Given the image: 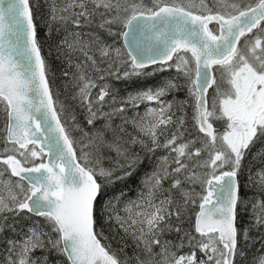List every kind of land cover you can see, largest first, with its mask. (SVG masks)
Masks as SVG:
<instances>
[{"label":"snow or ice","instance_id":"1","mask_svg":"<svg viewBox=\"0 0 264 264\" xmlns=\"http://www.w3.org/2000/svg\"><path fill=\"white\" fill-rule=\"evenodd\" d=\"M97 17L99 28L122 38V47L104 44L92 34L85 39L77 31ZM47 23L50 31L53 24L64 27L66 34L57 48L67 50L70 63L74 51L84 57L72 75L78 88L75 98L86 107L89 125L101 117L110 121L129 105L157 106L131 120L121 117L136 135L128 133L125 139L120 135L126 132L123 125L117 129L106 122L88 143L78 146L72 132L79 125L69 124L50 84L32 0H0V112L5 114L0 137L5 145L0 149V232L11 226L4 223L6 213L43 217L50 229L34 225L23 239L8 240L7 264H48L47 256L33 257L37 250L63 256L67 264H235L243 254L238 244L246 236L237 227L238 212L245 206L238 174L250 147L264 141V0H65L61 5L51 0ZM69 24L74 26L71 31ZM94 51L106 58L103 71L117 80L151 75L145 70L152 65H160L156 71L174 68L186 81L202 137L185 141L180 132L183 118H178L177 131L161 142L175 115L173 102L163 97L181 88L178 79L139 90L122 106L102 112L105 104H116L117 99L108 83L92 95L96 81L88 68L101 71L90 54ZM123 65L127 68L121 74ZM176 103L182 106L186 101ZM215 121H223V131L214 127ZM109 131L111 140L106 139ZM100 146L115 151L123 162L114 168L93 167L90 156ZM136 146L144 153L165 148L175 155L162 158L144 181L146 191L124 205L122 216L116 207L120 196L108 197L107 189L130 177L143 162ZM258 175L257 182L264 187V173ZM184 184H199L202 191L196 193ZM163 192L168 195L161 199ZM196 198L199 211L193 229L173 225L171 218L179 221ZM253 213L255 225H264V201L253 205ZM101 218L114 220L135 241L139 251L132 258L121 260L101 242L103 233L97 228ZM170 231L181 234L178 242L163 239ZM185 245L189 252L178 254ZM259 264H264V256Z\"/></svg>","mask_w":264,"mask_h":264},{"label":"trees","instance_id":"2","mask_svg":"<svg viewBox=\"0 0 264 264\" xmlns=\"http://www.w3.org/2000/svg\"><path fill=\"white\" fill-rule=\"evenodd\" d=\"M55 2L57 5H61L65 1L55 0ZM32 3L34 5V15L39 25L42 54L45 56L48 63L50 84L53 88L54 93L57 95L59 102L62 103L65 107L64 115L69 117V124L71 125L75 123L79 125V128L73 130L72 132V135L77 140L78 146L80 145V139L82 142L86 141L88 143V140L92 137V134L95 132V130L103 128L105 123L108 121L99 118L96 119L92 125H89L87 123L88 113L86 107L80 104L78 98H75L78 91L76 90L77 87L72 74L76 72L75 65L82 64L84 61V57L80 52L74 51L71 53L70 63L69 58L66 55L67 50L64 47H61L59 49L57 48V44L63 39L66 31L63 26H57L55 24H53L51 31L48 28L47 22L51 0H32ZM145 3H150V0H145ZM98 23L99 17L96 18V22L92 25L84 26L82 29H77V31H81L82 34H84L85 39H88L87 34L97 36L102 43L107 45H113L115 43V39L120 40V38L111 36L106 30L99 28ZM73 27L74 26L69 24L67 26V30L71 31ZM115 30H117V28L113 26V31ZM244 39H247V37H245ZM244 39H242L241 43L244 42ZM122 46L123 44H120V47ZM97 64L101 71H95L89 67L88 74L92 77V79L96 81V85L98 84L100 80L99 77L101 75H104L105 81L108 84H116V90L118 91L121 99H125L128 95L134 94L135 92L147 87H154L156 85L163 84V82L166 80L180 78L168 72L165 74H161L158 72L154 73V70L160 67L157 66L153 67V69L149 68L145 70L152 72L151 75L133 76L130 78L122 77L121 79L117 80L115 79V77L109 76L106 72L103 71L107 69L108 65L105 66L98 60ZM66 71L69 73L68 76L64 75ZM120 73L122 74V70H120ZM215 73H218L216 71V68H214V75ZM178 82L182 87V79H178ZM95 96L96 95H93V97ZM172 96H174L171 100L173 102V110L176 111V108L178 106L176 102H180V99L182 97L181 88L179 90L173 91ZM71 117H75V120H71ZM110 124L112 128H119V126L116 124H113L111 122ZM4 127L5 114L3 112H0V137H2L4 134L2 131ZM80 129H83V132H87L89 135L87 137L84 136L83 132H81ZM128 133L131 132L126 129V132L120 133V135L127 139ZM106 139H112L111 131L107 133ZM4 146V143L0 142V149H3ZM134 150L140 152L139 146H136ZM77 155L79 156V152L77 153ZM101 155L102 157H100V167L103 168H114L117 166L118 162H123L121 158L117 157L115 151H112L107 147L102 148ZM140 155L143 162L135 168V171H133L132 175L123 181H117L114 185L109 186L107 189L108 197H111L114 194L120 196V202L116 205L120 215L122 214V205L124 203L130 200H139L140 194L146 191L144 187V181L147 176H149L155 169L156 160L153 156L154 153L140 152ZM90 162L92 163L93 167L98 168V165H96V156H94V158L91 159ZM263 164L264 141L258 142L254 146H251L250 150L242 161V166L238 174V180L240 183V196L242 197L244 202L247 201V199L252 200L253 202L258 199L259 201H264V187L257 184L254 180H252L253 185L250 189L247 186L248 174L252 175L254 172L260 170ZM167 195L168 192H163L160 194L159 198L162 199ZM198 211L193 213L190 218L187 217L185 219H182L180 217L179 221H177L175 217H172L170 222L173 225L178 224L179 227L183 230L191 231L195 222L194 217ZM25 216L27 217V219L35 223L33 224V226L35 225L43 227L45 231H50L48 226L44 223L43 217H34L30 214ZM254 221V214L248 215L244 207L239 210L237 216V227L242 232H246V236L240 239V242L238 244V248L242 251L243 254L236 257L235 264H255L258 254L263 249L264 225L256 226ZM97 228L103 233V236L100 237L101 242L103 244L109 245L111 250L114 251L121 260L132 258L134 254L139 251L135 247V241L131 238V236L126 235L114 220L105 221L103 218H101L97 224ZM180 235L181 234H178L175 231H170L167 232L164 236L166 237V240L178 242V238ZM45 255L47 256V254ZM59 258L62 261V263L60 264H67L65 257L59 255Z\"/></svg>","mask_w":264,"mask_h":264},{"label":"rangeland","instance_id":"3","mask_svg":"<svg viewBox=\"0 0 264 264\" xmlns=\"http://www.w3.org/2000/svg\"><path fill=\"white\" fill-rule=\"evenodd\" d=\"M65 1V0H63ZM118 30V29H117ZM115 30V31H117ZM120 44L122 43V39L120 38V40L115 39V43L112 45L114 47H120ZM243 44V43H241ZM93 54L96 58V60L100 61L102 64H104L105 66H107V62H106V58H104L102 60V58L100 57L99 52H93L90 53ZM125 68H127V65H123L120 67V70L123 71L125 70ZM153 69V68H152ZM161 73V74H165V73H171L173 75H176L177 77H180L178 79H182L183 84L181 87V91H182V97L180 99V101H186V103H184L182 106L178 105L177 106V110L174 111L173 108L171 109V111L173 113H175V115L173 116V124H170L168 126V131L165 132L164 136H161V142L164 141V139L171 135L173 132H176V122L178 121V118H183V126L180 128V132L183 133V139L185 141L190 140V139H195L197 137H202V134L198 132L196 126H195V121L193 120V115H194V111H193V103H192V98L188 95L187 92V88L184 86L186 84L185 79L183 78V76H178L176 70L174 68H165L164 71H156V69L154 70V73ZM215 76L218 78L219 77V73H215ZM107 83L105 81V78L103 80H99L98 84L96 85V87L94 89H92V95H97L100 89V86ZM113 88H114V95L116 96L117 99V103L116 104H105L103 109L101 110L102 112H111L114 108L122 106V101L126 100L127 97L125 99H121L120 95L118 94V91L116 90V84H110ZM78 91V88L76 89ZM172 93H169L168 95H166L165 97H163V99L165 101H169L172 102L171 100L173 99L172 97ZM213 96V89L211 91V94L209 96V101H211V98ZM111 99V97H106L105 100L109 101ZM157 105L153 104V103H149V102H145V103H141L137 108H132L130 105L126 106V110L124 113H118V114H114L111 117V120L108 121L106 117H101V119H105V121L111 122L113 124H116L118 126L124 125V128L129 130L131 132L132 135H135L136 131L135 129L132 127L131 123L129 124H124L123 120L121 117H126L127 119L131 120L133 117H136L137 114L139 115H144V113L147 111V109L149 107H156ZM222 124L223 121H215L214 125L215 127L219 130V131H223L222 128ZM180 141H178L179 143ZM87 143L86 141L82 142L81 139L79 140V144H84ZM199 146V141L197 142V145ZM102 148H104L103 146H100L98 149H96L95 151H93L92 155L90 156V160L94 158V156H96V161L98 160L99 163L96 162V165H98V168L100 167V163H101V159L100 157H102L101 155V151ZM85 151H89L88 148H85ZM171 155H175V154H171ZM171 155H169V151L168 149L165 148H158L155 153H154V157L156 160V166L161 162L162 158L165 156H168L169 159H171ZM107 156V155H106ZM108 157V156H107ZM155 166V168H156ZM198 171H205L203 169H198ZM259 173H264V164L262 166V168L256 172H254L252 175L248 174V179H247V186L250 189L253 185L252 180H254L257 184H259L257 181L259 179ZM251 177V179H250ZM15 179V178H13ZM260 185V184H259ZM164 186L166 188H168L170 186V180L169 181H165L164 182ZM183 187L192 189H195L196 193H200L202 191L201 186L199 184L196 185H190V184H184ZM173 197L176 200H179V194L173 190L172 193ZM133 201V200H130ZM259 199L256 201H252V200H248L245 201V210L248 213V215L254 214L253 213V205L258 203ZM127 203V202H126ZM124 203L122 205V216L124 215V205L126 204ZM199 199L196 198V203L192 204L189 203L187 206V210L182 214L181 218L185 219L187 217H191L193 213H195L196 211H198L199 207ZM258 211V210H257ZM5 215H7L8 219L6 221H4V223L6 225H11L6 226L4 228V230L2 232H0V264H7V261L9 259V252H8V240H21L24 238L25 233H27L28 229H30L31 227H33V224H35L33 221L27 219V217L25 215L21 216H13L12 213H6ZM195 218V217H194ZM163 239H166V237L164 236ZM189 252V248L187 245H185L184 248H181L178 250V254H187ZM44 253V254H43ZM47 254V261L48 264H60L62 263L61 259L59 258V255L55 254L54 252H44L41 250H37L35 252L32 253L33 257L36 258H43L45 257ZM198 256H202V253H200L199 251L197 252ZM264 256V246L263 249L261 250V252L258 254L257 259L255 264H259V259L260 257Z\"/></svg>","mask_w":264,"mask_h":264},{"label":"bare ground","instance_id":"4","mask_svg":"<svg viewBox=\"0 0 264 264\" xmlns=\"http://www.w3.org/2000/svg\"><path fill=\"white\" fill-rule=\"evenodd\" d=\"M242 39H244V38H242ZM241 41H242V40H241ZM174 59H175V58H174ZM157 66H160V65H155L154 67H157ZM213 73H214V69H213ZM213 87H214V85H213ZM213 87L209 89L208 97H209L210 92H211V90L213 89ZM202 135H203V134H202ZM30 215H31V214H30ZM32 216H34V215H32ZM34 217H37V216H34Z\"/></svg>","mask_w":264,"mask_h":264},{"label":"water","instance_id":"5","mask_svg":"<svg viewBox=\"0 0 264 264\" xmlns=\"http://www.w3.org/2000/svg\"><path fill=\"white\" fill-rule=\"evenodd\" d=\"M211 25H209V27H210ZM254 31H256V30H254ZM155 65H152V66H150L149 68H153ZM148 68V69H149ZM213 71V70H212ZM210 89V88H209ZM208 92H209V90H208ZM209 98V97H208ZM215 127V126H214Z\"/></svg>","mask_w":264,"mask_h":264}]
</instances>
